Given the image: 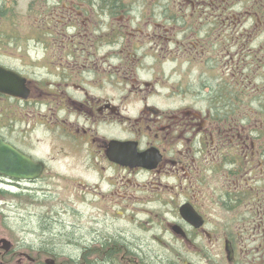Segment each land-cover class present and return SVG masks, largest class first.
I'll use <instances>...</instances> for the list:
<instances>
[{
  "label": "flooded vegetation",
  "instance_id": "1",
  "mask_svg": "<svg viewBox=\"0 0 264 264\" xmlns=\"http://www.w3.org/2000/svg\"><path fill=\"white\" fill-rule=\"evenodd\" d=\"M0 9L34 41L0 61L26 88L0 138L37 172H0V264H264V0Z\"/></svg>",
  "mask_w": 264,
  "mask_h": 264
},
{
  "label": "rangeland",
  "instance_id": "2",
  "mask_svg": "<svg viewBox=\"0 0 264 264\" xmlns=\"http://www.w3.org/2000/svg\"><path fill=\"white\" fill-rule=\"evenodd\" d=\"M6 1V5L9 4V1L12 2L13 0H4ZM22 4L17 1V4L14 8L15 13L17 14L18 11L20 10ZM2 11V9H0V12ZM3 18L5 16L1 15ZM0 61L4 62V63H8L11 65H14L16 67H19L18 64V60L17 57H12L7 55L8 53H6V51H11L10 48L14 47L15 49L22 44H33L34 41L30 40L32 39L31 37L29 38H17V33L15 31V24L11 22V20L9 19H5L4 20H0ZM252 21L249 23V26L252 30V28H254V26H252ZM259 29V28H258ZM258 32V30H256L253 34L251 32V36H250V46L254 49H257L259 42L264 39V31L256 34ZM9 34H12V37L9 36ZM13 39V43H15V46H10L9 40ZM165 70H169L170 67H168L170 64L169 63H165ZM7 196L4 197L5 201H9L10 205L7 208L6 205H4L3 203L1 204L0 201V208L2 209V211L0 212V231H5L8 234H10V236H12V238L14 240H17L15 235H13V232H15L17 234V229H19V223H22L19 220V206L17 205V203H19V196L16 193H9L6 194ZM8 209H13L12 213L8 211ZM9 213L11 215V217L9 219L5 218L4 214Z\"/></svg>",
  "mask_w": 264,
  "mask_h": 264
},
{
  "label": "water",
  "instance_id": "3",
  "mask_svg": "<svg viewBox=\"0 0 264 264\" xmlns=\"http://www.w3.org/2000/svg\"><path fill=\"white\" fill-rule=\"evenodd\" d=\"M0 92H7L14 96H26V88L24 86V79L16 73L5 70L0 67ZM21 161V162H20ZM29 160L19 154L11 146L3 142L0 138V171L4 173H10L12 176H35L36 168L34 164L28 162ZM26 162L27 173L22 175L19 171L18 164Z\"/></svg>",
  "mask_w": 264,
  "mask_h": 264
}]
</instances>
